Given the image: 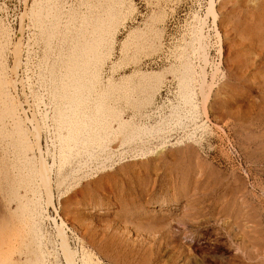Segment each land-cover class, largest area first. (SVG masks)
<instances>
[{"label":"rangeland","instance_id":"374dc122","mask_svg":"<svg viewBox=\"0 0 264 264\" xmlns=\"http://www.w3.org/2000/svg\"><path fill=\"white\" fill-rule=\"evenodd\" d=\"M80 1L62 0L66 8L78 13L86 11V6L91 7L97 3L95 6L102 4L105 7L109 3L108 0ZM132 1L135 10L125 21L124 28H119L117 49L111 61H120L119 50L129 31H135L139 27L137 30L144 35H139L136 47H133L134 50L131 48V58L121 59L122 69L114 74L117 79L146 68L157 72L169 68L166 57L163 58L167 50L172 49L171 53L174 55L185 49L186 53H190V49L179 42L180 37L185 36L183 33L193 24L194 16L201 17L205 13L209 2ZM214 1L218 15L216 24L222 40V55L218 59L215 51L217 44L213 38L209 60L211 63L221 60V72L217 75L207 104V120L202 114V108L200 109L198 121L201 124L205 122L204 129L196 130L194 135L191 134L194 137L187 140V135L191 133L188 128H176L169 144L158 146L159 148L149 145L151 152L144 150L146 154L142 153L145 147L137 144V141L126 142V146L122 147L124 151L121 152H126L128 158L131 154V158H127L123 166L116 165L114 170L99 172L100 174L87 177L88 179L83 174L80 175V180L68 178L61 187L53 190L54 205L69 229L71 246L88 251L98 260V263L95 261L96 264H264V0ZM24 2L25 0H6L7 6L4 3L0 5L4 8L6 6L4 18L14 32L20 29V41L27 48V42H32V38L28 39L32 35L31 28L26 18L21 20V15L25 5H31V0ZM7 7L15 14L12 18L16 22L15 28L11 24L14 20H9L7 15ZM66 8L64 11L68 10ZM152 13L159 18H151ZM211 21L212 19L209 23ZM143 27L148 30L145 32ZM155 30H158L157 33L161 32V40L164 39L165 49L160 51L159 46L158 49L150 47V38L156 36ZM24 32L28 36L23 37ZM41 43L40 40L35 52L40 53ZM178 43L183 45L180 49L177 48L179 52L176 50ZM25 53L26 51L21 53L24 65L19 69V75L25 78L27 73L33 78L30 65L27 64L28 68L25 66ZM136 53L138 54L133 55ZM12 56L10 53L6 56L9 66L13 61ZM110 66L107 62L103 70L106 71ZM207 72H210V67ZM105 73L112 75H109V69ZM177 74L175 71L164 76L161 84L163 92L155 98L158 102L162 100L163 104H169L163 109L166 112L170 103L177 105ZM98 89L100 90L96 87L94 90ZM99 90L97 92H101ZM27 91L25 92L29 95ZM44 98L48 103L50 99ZM19 99L23 103L24 98L19 95ZM103 99V103L110 107L112 100L107 99L106 95ZM122 102L120 106L125 107L124 114L130 117L134 113L133 109L137 110L136 104H132L131 108L130 104L126 106ZM37 105L42 110L43 104L40 102ZM106 116L107 121L109 118ZM110 117L112 118L111 115ZM120 136L124 140V133L117 137L122 142ZM118 139L111 144H118ZM40 143L43 146L42 140ZM140 153L144 155L135 157ZM69 169L66 168L65 172ZM49 214L52 218L56 217L52 209ZM46 229H53L51 222H47ZM75 235L79 240H76ZM16 247L19 248L18 245ZM13 258L18 260V252H14Z\"/></svg>","mask_w":264,"mask_h":264},{"label":"bare ground","instance_id":"6f19581e","mask_svg":"<svg viewBox=\"0 0 264 264\" xmlns=\"http://www.w3.org/2000/svg\"><path fill=\"white\" fill-rule=\"evenodd\" d=\"M108 1L105 7L102 4L95 6L97 3L93 1L95 5L86 6V11L80 12L83 14L66 8L62 0H31V5L24 4L21 20L27 19L32 34L28 37L29 40L32 38V42H27V48L20 41V29L18 33L14 32L4 18L6 6L0 5V264H96L98 260L88 251H79L71 246L69 229L54 205V188L61 187L68 178L80 180L81 174L89 178L122 165L128 158L126 152H121L126 142L137 141V144L145 147L142 153L146 154L144 150L151 152L149 145L161 147L169 144L176 128H188L191 133L186 139L189 140L194 137L193 132L206 126L205 122L201 124L198 121L199 113L202 108L207 120V104L221 65V60L218 63L209 60L213 38L217 44L215 51L218 59L222 55L215 1L208 0L205 13L201 17L194 16L193 24L190 23L183 33L185 36L181 34L183 36L179 42L188 47L190 53H186V49L179 52L177 48L183 45L178 43L176 50L179 54L171 53L172 49L167 50L169 54L163 51L167 54L163 58L166 57L169 68L161 72L146 68L118 79L114 74L121 68V59L131 58L129 52L134 50L139 35L144 33L137 30L139 27L129 31L119 50L120 61H111L117 49L119 28H124L135 7L132 0ZM65 8L68 9L66 12ZM150 17H154V20L159 18L155 14ZM157 31H154L156 36L150 38V47L155 49L159 46L157 49L160 51L165 49L164 39L161 40V32ZM40 40L42 47L38 53L35 47L40 45ZM23 51H26L25 66L28 68L27 64L30 65L33 78L27 73L26 77L24 74L25 78L19 75V69L24 65ZM8 53L13 55V59L10 58L13 60L11 66L6 59ZM107 62L111 65L107 68L111 76L106 75L107 70H103ZM208 67L210 72H207ZM175 71L178 72L175 75L177 83L174 82L177 105L170 103L166 112L163 109L169 104H163L162 100L158 102L155 98L163 92L161 84L164 76ZM96 87L101 92L95 91ZM18 92L24 98V104ZM105 95L112 100L110 107L103 103ZM44 97L50 99L48 103ZM122 101L126 106L136 104L137 110L133 109L130 117L124 114L125 107L120 106ZM40 102L43 104L42 110L37 105ZM122 133L124 140L120 136L121 142L117 137ZM116 139L120 142L112 145ZM142 153L135 157L144 155ZM66 168L70 169L65 172ZM50 209L56 217L50 216ZM47 222L52 223L51 231H46ZM76 240H79L78 237ZM14 252H18V260L13 258Z\"/></svg>","mask_w":264,"mask_h":264},{"label":"built area","instance_id":"2783aa9c","mask_svg":"<svg viewBox=\"0 0 264 264\" xmlns=\"http://www.w3.org/2000/svg\"><path fill=\"white\" fill-rule=\"evenodd\" d=\"M0 3H4L5 5H6V0H0ZM7 6V5H6ZM7 12H8V16H9V20H11L12 18H14L15 17V14H13L9 9H8V7H7ZM10 12H11V14H10ZM12 20H14L11 24H12V27L13 28H15L16 27V22H15V19H12ZM25 35H26V33L24 32V37H25Z\"/></svg>","mask_w":264,"mask_h":264}]
</instances>
